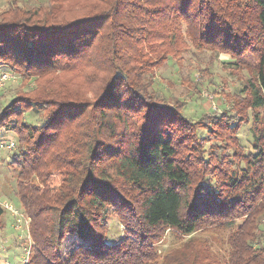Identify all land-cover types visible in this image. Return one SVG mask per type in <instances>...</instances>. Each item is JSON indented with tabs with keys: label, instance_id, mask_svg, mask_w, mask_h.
<instances>
[{
	"label": "trees",
	"instance_id": "trees-1",
	"mask_svg": "<svg viewBox=\"0 0 264 264\" xmlns=\"http://www.w3.org/2000/svg\"><path fill=\"white\" fill-rule=\"evenodd\" d=\"M18 1L8 0L0 12V66L25 80L83 63L95 72V50L102 46L106 58L101 66L110 74L93 97L71 89L68 80L51 78L54 85L44 88L46 97H38L35 86L25 87L0 110V138L14 143L8 166L14 171L15 197L30 217L33 245L26 264H264V229L257 220L264 212V127L252 134L253 151L243 157L246 170L230 169L211 186L205 181L194 185L172 136L162 130L172 125L169 119L181 127L193 123L181 112L171 116L168 108L154 110L137 73H131V55L121 54L135 42L136 55L178 51L174 41L180 40L172 39L170 24L179 18L189 28L195 21V32L185 33L192 42L224 48L234 65L243 54L251 55L247 66L254 79L241 91L249 107L264 108V0H246L244 6L239 0H47L40 8ZM225 21L229 26H218ZM239 31L252 43L249 48ZM122 34L124 41L135 37L132 46L118 45ZM82 76L87 78L85 72ZM47 105L53 107L48 114ZM33 106L43 123L24 121ZM142 108L157 117L149 115L151 124L136 136L132 120ZM209 118L206 134L223 128V119ZM50 208L54 212L48 217ZM6 212L0 206V229ZM111 216L128 231L112 243L106 235ZM235 221L221 260L192 239L161 259L156 255L159 228L180 238L208 229L224 232ZM67 236L77 244L63 252Z\"/></svg>",
	"mask_w": 264,
	"mask_h": 264
},
{
	"label": "rangeland",
	"instance_id": "rangeland-1",
	"mask_svg": "<svg viewBox=\"0 0 264 264\" xmlns=\"http://www.w3.org/2000/svg\"><path fill=\"white\" fill-rule=\"evenodd\" d=\"M46 2L48 1H18L20 5L26 4L30 8H40ZM239 4L244 6L246 0H239ZM7 6L8 0H0V12ZM194 26L195 21L191 23V27L189 25L187 28V21L179 18L176 19V22L174 20L169 28L173 32L172 39L180 40L174 41L178 51L173 47L168 55L162 57L160 51H156L151 56L146 50L138 53V55L134 54L133 51L139 45L138 42H135V45L132 46L131 42L135 37H129L124 41L125 36L122 34L118 40V45L123 47V44L129 43L132 46L131 50H121V54L131 55L132 63L135 65L131 73H137L142 89L147 92L146 102L153 104L154 110L159 113L167 108L170 110L168 113L171 116L173 113L181 112L193 123L181 127L178 120L169 119L172 125L162 130L165 132L167 130L172 136L178 158L184 160L185 165L193 174L194 185H197L199 181H205L206 185L211 186V183L216 182V180H224L227 171L230 169H235L237 172L242 168L246 170L247 167L244 165L246 158L243 157L247 154L250 155V152L253 151L251 148V144L254 142L252 134L254 132L259 134V131L264 127V108L252 109L249 107L247 99L244 98L246 92L241 91L249 79H254L251 68L247 66V63L252 59L251 55L243 54L245 55L243 59H238V64L234 65L231 63L234 59L225 53L224 48L218 46L220 42L216 44L218 48L209 47L198 40L192 42L186 37L187 29L192 33L195 32ZM218 26L226 28L229 24L228 21H225L223 25L218 24ZM236 26H240V24ZM236 26L232 25V28L235 29ZM122 27L125 26L122 25ZM239 32V35L244 38L242 45L245 44L246 40L249 44L246 48H249L252 43H249L246 33L241 34V31ZM211 37L218 39L217 34H212ZM228 41L230 44L232 43V40L229 39ZM114 43L111 41V45ZM236 48L238 49L237 46ZM104 52L102 46L95 50V59L99 61L95 72L93 68L85 66L83 63L78 66L72 65L69 70L51 71L46 75H41L40 78L25 80L18 75H13L4 66H0V78L4 74L7 75L0 85V110L10 102L15 101L18 92L25 87L33 88L35 86L38 97H46L44 88L54 85V82H50L51 78L58 81L68 80L71 89L75 87V89L85 92L87 96L93 97L92 95H96L106 79L110 77V74L105 73L101 66L105 64L103 63L106 58ZM139 62L142 64L141 66H139ZM82 72L83 75L84 72L87 74L86 79H83ZM24 81H26L25 86L23 85ZM144 91L143 93H145ZM21 107L28 108V104L23 103ZM52 108L48 106L46 113L48 114ZM205 114L208 115L200 118ZM149 115L151 118L152 116L157 117L151 111L148 113L143 108L141 111L135 112L132 120L133 135L137 136V134L142 133V129L147 124H151ZM209 117L219 123L223 119V128L217 126V131L211 128L206 134L207 131L203 127L206 126L205 121H210ZM44 120V116L37 107L34 108L33 106L24 113L26 123L36 125L43 123ZM231 122L234 124L231 125ZM229 123L230 126H228ZM222 132L223 135L221 136ZM5 143L6 141L0 138V203L11 204L20 214L12 216L6 212L4 215L3 228L0 229V264H26L29 251L33 245L29 235L30 217L15 197L17 193L14 171L8 166L11 151L6 148L10 142ZM204 161L206 162L205 165H203ZM51 205L54 206L55 204L52 203ZM53 209L47 210L46 216L51 217L54 212ZM257 220L261 223L260 227L264 229V212H259ZM238 223L235 221L224 232L219 229H208L180 238L168 228H159V241L154 244L157 251L156 255L160 256L161 259L179 243L192 239L195 241V246L208 247L212 254L221 260L222 256L227 254L226 235ZM127 234L128 231H126L124 224L118 218L111 216L106 228L108 242H115L126 237ZM76 244L75 238L67 236L62 245L63 252H70ZM262 245H264V235ZM158 264H161L160 261Z\"/></svg>",
	"mask_w": 264,
	"mask_h": 264
},
{
	"label": "built area",
	"instance_id": "built-area-1",
	"mask_svg": "<svg viewBox=\"0 0 264 264\" xmlns=\"http://www.w3.org/2000/svg\"><path fill=\"white\" fill-rule=\"evenodd\" d=\"M7 75H3L2 78H0V85H1V82H3V78H6ZM14 147V143L13 142H10L9 144L6 145V148H8L9 150L12 149ZM0 206H2L5 210L9 211L12 215L14 216H17L19 215V211L17 209H15L11 204L9 203H0Z\"/></svg>",
	"mask_w": 264,
	"mask_h": 264
}]
</instances>
